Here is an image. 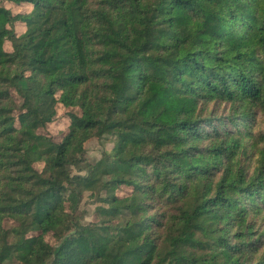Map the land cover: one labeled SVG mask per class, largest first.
<instances>
[{
	"label": "trees",
	"instance_id": "16d2710c",
	"mask_svg": "<svg viewBox=\"0 0 264 264\" xmlns=\"http://www.w3.org/2000/svg\"><path fill=\"white\" fill-rule=\"evenodd\" d=\"M11 2L0 264H264V0ZM58 105L79 113L55 142Z\"/></svg>",
	"mask_w": 264,
	"mask_h": 264
},
{
	"label": "rangeland",
	"instance_id": "374dc122",
	"mask_svg": "<svg viewBox=\"0 0 264 264\" xmlns=\"http://www.w3.org/2000/svg\"><path fill=\"white\" fill-rule=\"evenodd\" d=\"M1 4L6 6L7 8L11 9L14 13L20 12V11H27L29 8L21 5L15 6L11 0H0ZM23 27H20L19 25L15 26V31L17 33L21 32V29ZM6 50L10 49L9 42H5L4 45ZM57 114L54 118V120L47 125V127L43 130V133L48 134L52 137V139L55 142H59L62 137L66 134L68 130V126L70 123L69 120V113H79L78 109H68L64 108L61 105L57 106ZM264 126V122L262 123ZM262 124L260 127L262 128ZM85 151H86V158L88 161H97L101 157V153L103 151L110 152L113 148V139L112 137H104L100 140H97L96 138H91L85 143ZM35 168L38 171H41L43 168L42 163H36ZM119 194H124V190H120ZM98 206V203H96V200L93 196L90 195V193L86 192L84 193V198L80 204L79 208V218L81 223H95L98 221L96 215H95V208ZM2 229L9 230L13 227V222L11 220H3L1 224ZM46 241L49 242L51 245L55 244L54 238L52 236L47 235L45 237Z\"/></svg>",
	"mask_w": 264,
	"mask_h": 264
}]
</instances>
